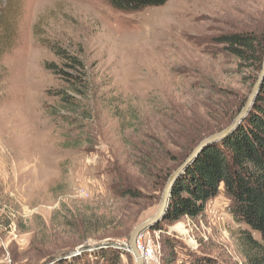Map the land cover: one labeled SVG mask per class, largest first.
<instances>
[{"label": "rangeland", "instance_id": "rangeland-1", "mask_svg": "<svg viewBox=\"0 0 264 264\" xmlns=\"http://www.w3.org/2000/svg\"><path fill=\"white\" fill-rule=\"evenodd\" d=\"M243 30L264 37V0L138 11L107 0H0V264H105L108 247L118 264H137L132 230L156 212L178 163L252 89L255 72L211 42ZM56 46L83 62V97L67 90L73 70ZM56 89L80 104H60ZM125 187L137 196H123ZM228 206L221 187L200 215L151 228L159 218L142 232L152 253L144 264H180L189 252L246 264V227Z\"/></svg>", "mask_w": 264, "mask_h": 264}, {"label": "trees", "instance_id": "trees-1", "mask_svg": "<svg viewBox=\"0 0 264 264\" xmlns=\"http://www.w3.org/2000/svg\"><path fill=\"white\" fill-rule=\"evenodd\" d=\"M107 1L123 11H138L162 5L168 0ZM211 42L219 45L223 53L235 58L239 65L252 69L255 82L264 55V37L261 34L250 30L221 32ZM56 47L52 49L56 56L73 70L72 75H68L69 79H66L67 90L83 97L87 89L83 62L66 49ZM45 68L54 71L55 65L52 62L45 63ZM54 96L60 98L59 102L64 106L72 103L78 106L81 101L59 89H56ZM244 103L231 113L224 127ZM221 187L229 201L228 211L232 218L246 227L238 232L245 263L264 264V77L246 116L226 137L208 145L174 181L162 219L151 228L160 229L161 223L171 224L184 216L200 215L207 203L219 194ZM119 191L123 196H137L128 187L119 188ZM254 232L259 233V239L253 237ZM171 242L170 238H166L165 243L170 247L172 243L175 245ZM100 249L99 254L105 264L119 263V251L112 247ZM189 253L180 264H224L204 254Z\"/></svg>", "mask_w": 264, "mask_h": 264}, {"label": "water", "instance_id": "water-1", "mask_svg": "<svg viewBox=\"0 0 264 264\" xmlns=\"http://www.w3.org/2000/svg\"><path fill=\"white\" fill-rule=\"evenodd\" d=\"M264 77V55H263V61L261 65V69L257 75V78L252 86V89L244 103V105L241 107V109L238 111V113L234 116V118L231 120V122L225 126L223 129H221L218 132L211 133L205 137H203L196 145L195 147L190 151V153L185 157V159L175 168V170L170 174L168 177V181L163 189L161 201L159 203V206L156 210V212L151 215L150 217L146 218L145 220L138 223L134 229L132 230L130 237H129V247L131 251L133 252L137 264H144V260L142 258V254L138 250L136 246L137 237L139 234L144 231L146 228H148L150 225L154 224L159 220V218L162 217V214L164 213V210L167 206V202L170 196V189L173 185L174 181L177 179V177L180 175V173L183 171V169L186 167L190 161H192L198 153L205 148L210 143H213L215 141H220L224 137H226L238 124L239 122L246 116L248 111L250 110L252 106V102L254 100V97L256 96L260 83L262 82V79ZM74 254V253H73Z\"/></svg>", "mask_w": 264, "mask_h": 264}, {"label": "built area", "instance_id": "built-area-1", "mask_svg": "<svg viewBox=\"0 0 264 264\" xmlns=\"http://www.w3.org/2000/svg\"><path fill=\"white\" fill-rule=\"evenodd\" d=\"M143 232V231H142ZM140 233L139 234V236L137 237V241H136V246H137V248H138V250L140 251V253L142 254V258H143V260H144V263H145V261L146 260H148L149 258H151L152 257V253H151V251L150 250H147L145 253L142 251V249H141V236H142V234L143 233ZM151 253V255H150V253Z\"/></svg>", "mask_w": 264, "mask_h": 264}, {"label": "bare ground", "instance_id": "bare-ground-1", "mask_svg": "<svg viewBox=\"0 0 264 264\" xmlns=\"http://www.w3.org/2000/svg\"><path fill=\"white\" fill-rule=\"evenodd\" d=\"M150 253V252H149ZM150 255H151V253H150ZM151 259H152V257H151ZM147 261V260H146Z\"/></svg>", "mask_w": 264, "mask_h": 264}]
</instances>
